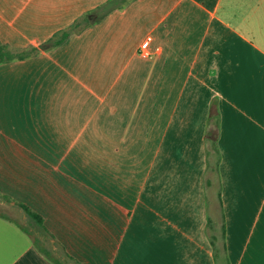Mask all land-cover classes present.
<instances>
[{
	"label": "crops",
	"instance_id": "crops-1",
	"mask_svg": "<svg viewBox=\"0 0 264 264\" xmlns=\"http://www.w3.org/2000/svg\"><path fill=\"white\" fill-rule=\"evenodd\" d=\"M0 40V264H55L21 204L80 264H264V0H0Z\"/></svg>",
	"mask_w": 264,
	"mask_h": 264
},
{
	"label": "trees",
	"instance_id": "trees-1",
	"mask_svg": "<svg viewBox=\"0 0 264 264\" xmlns=\"http://www.w3.org/2000/svg\"><path fill=\"white\" fill-rule=\"evenodd\" d=\"M111 4H112V0H111ZM109 8L112 9L113 6L110 5ZM94 21H96V19H94ZM92 22L93 20H91L89 16L78 19L68 28L56 32L50 41L52 44L59 45L63 43L73 32L82 30ZM31 52L32 50H24V51L13 50L12 48H10L8 45H6L0 40V63L18 57L23 58L25 56H28ZM208 141L213 146L215 147L217 146V140L215 139L212 130H209ZM20 206L26 212L27 220L24 223L20 221L17 222L25 231H27L31 235L33 242L42 253H44L55 264H67L65 258L70 259L75 263H79L65 250L62 244L55 239L54 234L45 224L44 218L42 217L41 214L35 212L29 206L23 204H21ZM225 238H226L225 225H223L222 245L220 250H218L217 245L213 240V244L215 243V256L218 263L222 261L221 262L222 264H232L228 255V248Z\"/></svg>",
	"mask_w": 264,
	"mask_h": 264
},
{
	"label": "built area",
	"instance_id": "built-area-1",
	"mask_svg": "<svg viewBox=\"0 0 264 264\" xmlns=\"http://www.w3.org/2000/svg\"><path fill=\"white\" fill-rule=\"evenodd\" d=\"M153 36L148 34L140 44L139 52L145 57L153 56L159 47L154 48L152 46Z\"/></svg>",
	"mask_w": 264,
	"mask_h": 264
},
{
	"label": "rangeland",
	"instance_id": "rangeland-1",
	"mask_svg": "<svg viewBox=\"0 0 264 264\" xmlns=\"http://www.w3.org/2000/svg\"><path fill=\"white\" fill-rule=\"evenodd\" d=\"M7 209L11 210L12 207H11V206H9L8 208L6 207V211H9V210H7ZM14 210L16 211L17 209L14 208ZM16 212H17V211H16ZM16 212H15V213H16ZM15 215H16V214H15ZM18 217H20V216H18ZM65 260H66L67 264H76L74 261H72V260H70V259L65 258Z\"/></svg>",
	"mask_w": 264,
	"mask_h": 264
}]
</instances>
